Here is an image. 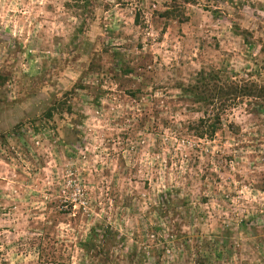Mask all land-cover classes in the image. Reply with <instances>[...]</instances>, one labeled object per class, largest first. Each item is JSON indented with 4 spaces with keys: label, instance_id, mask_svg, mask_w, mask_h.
<instances>
[{
    "label": "rangeland",
    "instance_id": "obj_1",
    "mask_svg": "<svg viewBox=\"0 0 264 264\" xmlns=\"http://www.w3.org/2000/svg\"><path fill=\"white\" fill-rule=\"evenodd\" d=\"M200 69L242 94L203 139ZM96 223L124 238L89 259ZM200 254L264 264V0H0V264Z\"/></svg>",
    "mask_w": 264,
    "mask_h": 264
},
{
    "label": "trees",
    "instance_id": "obj_2",
    "mask_svg": "<svg viewBox=\"0 0 264 264\" xmlns=\"http://www.w3.org/2000/svg\"><path fill=\"white\" fill-rule=\"evenodd\" d=\"M164 14L166 15V17H170V15H172V12L165 11ZM240 87L241 86H238L237 82H226L221 80L217 71H206L204 69H200L198 72H196L192 80L188 83H181L179 86H177L179 95L184 101H186L190 105L197 107L198 109H204V113L206 114L205 117H200L195 124L188 125V130L190 132L193 131L194 135L199 139L213 137V135L221 129V115L224 113L226 107L233 105L241 97L242 94H240ZM244 89L245 87H243L241 91ZM136 93L139 92L137 90L130 91L129 95L131 97H135ZM209 109L211 110L208 114ZM53 111V108L48 109L45 113V117L51 118ZM67 111H70V107L67 108ZM169 197H171V194L169 195ZM167 204H175L171 207L166 208L167 210H174L178 203L175 202L174 198H168ZM181 216L183 218V215ZM194 219H196L197 225H202L207 223L206 221L208 217L205 212H198ZM180 234L181 233L179 229L176 231L170 230L167 236H170V238H179ZM230 234L231 233H227L225 235V238L231 236ZM84 238H86V240H84V242L81 244V247L86 252V256H88V258L90 259L91 256L95 255V252L99 250L102 251L103 247H105L106 244L114 245V242H120L117 238L124 237L119 235L117 231H114L108 224L96 223L88 228V233ZM205 259L206 257L200 254L197 260V264H204ZM152 264H159V261L153 260Z\"/></svg>",
    "mask_w": 264,
    "mask_h": 264
}]
</instances>
